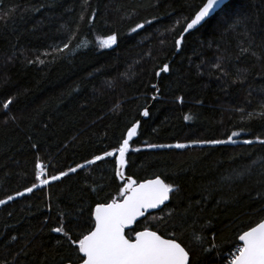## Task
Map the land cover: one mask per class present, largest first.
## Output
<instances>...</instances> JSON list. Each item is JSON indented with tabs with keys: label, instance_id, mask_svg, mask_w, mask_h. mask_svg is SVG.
<instances>
[{
	"label": "trees",
	"instance_id": "obj_1",
	"mask_svg": "<svg viewBox=\"0 0 264 264\" xmlns=\"http://www.w3.org/2000/svg\"><path fill=\"white\" fill-rule=\"evenodd\" d=\"M205 2L0 0V200L14 197L0 205V264L80 263L96 206L123 198L118 152L105 153L140 120L125 175L174 191L127 236L147 228L190 264H231L264 220V0H231L177 53ZM37 163L68 175L41 186Z\"/></svg>",
	"mask_w": 264,
	"mask_h": 264
},
{
	"label": "snow or ice",
	"instance_id": "obj_2",
	"mask_svg": "<svg viewBox=\"0 0 264 264\" xmlns=\"http://www.w3.org/2000/svg\"><path fill=\"white\" fill-rule=\"evenodd\" d=\"M225 2L226 0H206L195 18L187 24V29L199 25L210 14L220 10ZM143 26V24L138 25L141 28ZM182 39L183 37L177 40V46H179ZM116 41V35H111L102 43L104 47L110 48ZM67 47L68 45L65 44L64 48ZM41 63L43 62L41 61ZM162 71H168L167 65L164 66ZM10 104H12L11 99L3 104V108L8 109ZM143 115L148 116L147 110L143 112ZM138 127L139 125L136 124L128 130L127 139L123 140L118 149L105 153L106 156H116L118 152L119 169L116 174L122 179V170L126 164L125 155L129 150V141L136 135ZM232 135L235 136L237 133L234 132ZM210 143L224 144L234 143V141L229 138L227 141L215 140ZM244 143L251 144L252 141L246 140ZM260 143H264V141H260ZM167 147L182 149L187 145L178 143ZM102 159H104L103 156H96L94 160H90L88 163L93 164ZM36 167L39 170L37 179L40 180L41 186L47 185L49 180L40 179L44 174V165L37 163ZM80 167H83V165ZM70 171L75 172L76 169L73 168ZM67 175L68 172H62L60 175H53L51 180L56 181ZM32 191L33 188L31 187L27 189L29 193ZM173 191V186L159 177L139 184L129 177L121 191L123 197L121 202L113 200L109 204L96 206L94 230H90L88 234L83 235L78 240L77 248L81 254L79 257L80 264H190L189 251L175 240L164 239L155 231H150L147 228L143 231H136L134 239L127 237L125 234V229L133 225L139 217L144 216L147 209L159 207L169 199V194ZM18 195L22 196L24 193L21 192ZM12 199L14 197L9 196L7 200H0V205L8 203ZM132 230L135 231V229ZM53 231L62 233L69 238L71 243L76 244V241H71V237L65 231L63 225L54 228ZM238 239L242 242V246H237L236 255L233 256L231 264H264V222H260L251 227L250 230L244 231Z\"/></svg>",
	"mask_w": 264,
	"mask_h": 264
},
{
	"label": "water",
	"instance_id": "obj_3",
	"mask_svg": "<svg viewBox=\"0 0 264 264\" xmlns=\"http://www.w3.org/2000/svg\"><path fill=\"white\" fill-rule=\"evenodd\" d=\"M231 0H226V2H225V4H224V6L225 5H227L229 2H230ZM223 6V7H224ZM223 7L221 8V9H223ZM220 9V10H221ZM200 10V9H199ZM198 10V11H199ZM220 10H218V11H216L215 13H213V14H210V16L209 17H207L204 21H202L199 25H197V26H195L194 28H192V29H187V25H186V27L184 28V30H183V32H182V34H181V36L179 37V39L178 40H180V38L181 37H183V39L181 40V42H180V44H179V46H177V53H179V51H180V49H181V46H182V44H183V40H184V37L187 35V34H189V33H191V32H193V31H195V30H197L199 27H201L208 19H210L211 17H213L216 13H218ZM198 13V12H197ZM196 13V14H197ZM196 14H195V16H196ZM195 16H194V18H195ZM193 18V19H194ZM192 19V20H193ZM191 20V21H192ZM190 21V22H191ZM189 22V23H190ZM116 45V43L113 45V46H115ZM168 67V66H167ZM168 70H169V67H168ZM161 72L162 71H159V73H158V77L160 76V74H161ZM165 73H168V71L167 72H165ZM145 110H147V112H148V109H145ZM148 118V116H144V115H142V119L143 120H145V119H147ZM136 124H138L139 125V127L137 128V133H138V131H139V129H140V127H141V120L140 121H138ZM135 124V125H136ZM137 133H136V135H137ZM136 135L135 136H133L132 137V139L129 141V148H130V143H131V141L136 137ZM125 139H127V134H126V137H125ZM128 153V152H127ZM127 153H126V155H125V160H127ZM118 155L119 154H117V159H116V162H117V170L119 169V164H118ZM125 168H126V164H125V167L123 168V179L120 177V176H118L117 175V177H118V179L119 180H121V181H123L124 182V184H125V182H126V180L129 178V177H127L126 175H125ZM117 170H116V172H117ZM160 178V177H159ZM132 179V178H131ZM160 179H162V178H160ZM163 180V179H162ZM147 181V180H146ZM146 181H143V182H140V183H144V182H146ZM137 184H139V183H137ZM123 200V198L121 199V200H118L117 202H121ZM170 200H171V193L169 194V199L168 200H166L163 204H161L159 207H157V208H154V209H147L146 211H145V214H144V216H142V217H139L138 219H137V221L133 224V225H131L129 228H126L125 229V234H126V236H127V231H130V230H132L135 226H136V224L139 222V221H141V220H143V219H145L148 215H150V214H153V213H156V212H158V211H161L166 205H168L169 204V202H170ZM111 203V202H110ZM109 204V203H108ZM94 220H95V211H94ZM261 222H264V220L263 221H261ZM93 230H94V228H93ZM149 230V229H148ZM250 230V229H249ZM141 231H143V230H141ZM150 231H152V230H150ZM157 233V232H156ZM158 235H160L159 233H157ZM162 238H164V239H171V238H166V237H164V236H162V235H160ZM128 237V236H127ZM172 240H174V239H172ZM176 241V240H175ZM177 242V241H176ZM241 242V241H240ZM179 243V242H178ZM241 244H242V242H241ZM182 246V245H181ZM183 247V246H182ZM80 264V263H79Z\"/></svg>",
	"mask_w": 264,
	"mask_h": 264
},
{
	"label": "rangeland",
	"instance_id": "obj_4",
	"mask_svg": "<svg viewBox=\"0 0 264 264\" xmlns=\"http://www.w3.org/2000/svg\"><path fill=\"white\" fill-rule=\"evenodd\" d=\"M104 40H99V43H100V45H102L103 46V42ZM40 164H42V163H40ZM43 165V164H42ZM39 171V170H38ZM40 179H47V180H49V182L51 181V178H48L47 177V169H46V167L44 166V174L40 177ZM39 185H41L40 184V180H39ZM44 186V185H43ZM242 246V245H241ZM234 255H236V251L231 255V257H230V261L232 260V258H233V256ZM228 264H229V262H228Z\"/></svg>",
	"mask_w": 264,
	"mask_h": 264
}]
</instances>
